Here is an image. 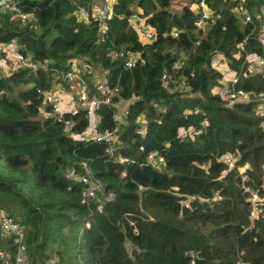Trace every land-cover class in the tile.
I'll list each match as a JSON object with an SVG mask.
<instances>
[{
    "label": "trees",
    "instance_id": "obj_1",
    "mask_svg": "<svg viewBox=\"0 0 264 264\" xmlns=\"http://www.w3.org/2000/svg\"><path fill=\"white\" fill-rule=\"evenodd\" d=\"M18 1L29 14L25 22L0 11V208L26 226L28 264H264V216L250 219L244 189L264 188V114L254 101L229 104L216 92L221 72L208 64L220 54L238 75L236 87L264 91V77L251 70L255 56H264L258 39L264 0H244L252 16L246 23L234 11L236 0H205L220 16L208 19L204 30L195 25L197 0L178 10L174 0H116L104 42L91 11L86 19L77 14L95 0ZM137 10L152 27L150 40L141 41L130 25ZM172 29H178L176 36ZM11 39L47 68L2 74L4 44ZM119 47L136 53L132 67L109 55ZM74 58L104 68L117 86L113 102L127 103L112 154L105 142L71 135L43 109L37 87L66 85L62 73ZM175 61L181 67L174 68ZM114 111V104L95 110L97 130L116 125ZM141 113L143 135L135 121ZM89 120L83 109L73 131L82 133ZM188 128L197 131L180 137ZM150 150L163 155L159 167L146 162ZM225 152L236 159L223 172ZM82 160L103 181L87 202L83 184L67 174ZM0 247L16 251L1 233Z\"/></svg>",
    "mask_w": 264,
    "mask_h": 264
},
{
    "label": "built area",
    "instance_id": "obj_2",
    "mask_svg": "<svg viewBox=\"0 0 264 264\" xmlns=\"http://www.w3.org/2000/svg\"><path fill=\"white\" fill-rule=\"evenodd\" d=\"M116 0H95L89 6H80L77 14L86 19L89 12L95 16L98 25V41L104 42L108 38L109 24L107 22L108 15L113 11V6ZM238 3L234 7V11L242 15V22L251 21V13L244 8V0H236ZM196 9L198 17L195 20V25L198 29H205V23L212 17H219L220 14L208 9L205 0H197ZM0 11H3L12 17L17 18L21 22H25L29 18L27 11L21 9L18 0H0ZM129 22L133 29L138 34L141 41L150 40L153 37L152 27L139 14V11H134L129 16ZM172 34L176 36L178 29H172ZM259 41L264 45V30L258 36ZM6 57L2 60V74L9 72L17 67H25L30 69L42 68L46 69L48 64L45 60H36L31 53L21 51L19 45L14 39L9 40L4 44ZM112 59H118L123 62L125 67H132L136 63L137 55L134 51L123 47L114 48L109 51ZM208 64L215 70L221 72L219 84L216 87V92L223 96L229 104L237 101H254L259 107V110L264 114V91L253 93L244 88L236 87L238 75L228 66L226 60L220 54H212L208 59ZM174 68L181 67V61H175ZM251 70L256 73H261L264 77V56L256 55ZM107 71L100 66H95L86 58H74L69 67L62 73V82L56 81L52 86L47 88L37 87L36 91L42 96L44 103L43 109L52 118L63 123L65 129L70 131L75 137H93L95 140L106 143V151L113 153V144L117 139V124L127 117L128 109L126 106L119 108L116 102H113V97L117 93V86L111 85L106 76ZM194 75L193 72L190 73ZM166 71L162 74V79L167 78ZM102 104H114L116 111L113 112V120L116 125L111 128L97 130L95 123V110ZM83 109H86L89 115V125L82 133L73 131L75 116ZM199 109H194L197 112ZM135 121L138 123L137 132L143 135L147 131L146 118L144 114L136 116ZM159 121V120H158ZM206 122V120H202ZM196 129L188 128L180 131V137L185 138L189 135H194ZM84 135V136H82ZM143 149V146L140 145ZM119 160H124V157L118 156ZM220 158L225 162L226 168L235 166L236 155L232 152L223 153ZM146 162L152 167H159L164 162L163 155L158 150H150L145 156ZM248 163L240 166L239 173L241 178L246 180ZM68 176L81 182L82 200L87 202L90 199L96 198L99 191L102 190L103 181L94 175L86 160H82L78 166H72L67 172ZM141 186V185H140ZM244 189L248 192V200L250 202L249 217L251 220H256L264 216V188L254 187L251 184H245ZM114 194L108 192L106 200L112 201ZM102 203H98L95 212H101ZM93 214V212H91ZM85 227H90V222L85 223ZM26 226L16 221L10 216L4 208H0V233L3 236L11 237L13 244L16 247L14 253L0 247V262L1 264H28L27 249L24 242ZM193 264V261H191Z\"/></svg>",
    "mask_w": 264,
    "mask_h": 264
},
{
    "label": "crops",
    "instance_id": "obj_3",
    "mask_svg": "<svg viewBox=\"0 0 264 264\" xmlns=\"http://www.w3.org/2000/svg\"><path fill=\"white\" fill-rule=\"evenodd\" d=\"M174 1H176V0H174ZM185 1H186V0H179V4H181V3H185ZM178 6H179V5H178ZM173 7H174V6H173ZM178 8H179V7H178ZM194 8H196V4H194ZM196 11H197V9H196ZM262 29L264 30V26L262 27ZM116 103L118 104V107H119V108H122V107L126 106V104H127L124 100H119V101H117ZM120 103L122 104V106H119Z\"/></svg>",
    "mask_w": 264,
    "mask_h": 264
},
{
    "label": "rangeland",
    "instance_id": "obj_4",
    "mask_svg": "<svg viewBox=\"0 0 264 264\" xmlns=\"http://www.w3.org/2000/svg\"><path fill=\"white\" fill-rule=\"evenodd\" d=\"M179 0H176V1H173V4H172V6H174L173 8H175V10H178L179 8ZM119 106H122V104L120 103L119 104ZM82 136H84V135H82Z\"/></svg>",
    "mask_w": 264,
    "mask_h": 264
}]
</instances>
